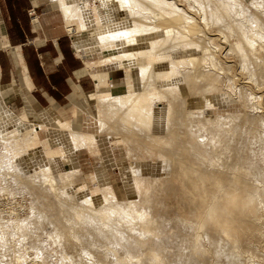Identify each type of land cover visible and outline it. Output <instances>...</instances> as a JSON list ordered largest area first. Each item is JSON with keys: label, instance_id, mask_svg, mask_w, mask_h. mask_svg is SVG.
Returning a JSON list of instances; mask_svg holds the SVG:
<instances>
[{"label": "rangeland", "instance_id": "374dc122", "mask_svg": "<svg viewBox=\"0 0 264 264\" xmlns=\"http://www.w3.org/2000/svg\"><path fill=\"white\" fill-rule=\"evenodd\" d=\"M59 1L62 10L66 5L82 7L91 31L76 33L74 26V34L67 32L72 44L78 39L94 44L88 60L95 68L119 54L121 45L101 44L93 38L98 28L114 19L108 0ZM176 1L180 13L193 19L190 35L200 37L208 50L201 48L192 57L180 58L167 45L158 55L145 49V62L160 61L150 89L146 83L152 81L137 72L139 57L131 62L118 60V68L111 65L117 71L125 69L122 73L109 66L97 68L101 76L109 75L111 86H100L98 96L119 92L121 87L122 91L141 88L149 98L135 111L141 112L138 118L143 122H135L150 132L168 120L172 124L167 127L173 126L174 139L168 137L167 129L166 136L151 137L163 147L155 150L156 156L144 158L137 151L129 156L122 135L109 129L95 139L98 148L80 146L67 122L56 126L48 118L42 126L33 125L35 118L29 111L23 113L19 101L11 104L9 92L0 88V118L17 117L12 121L16 139L12 132L0 134V264H69L72 259L74 264H113L115 258L120 264H229V257L215 251L221 236L240 253L236 264H264V232L259 230L264 228V0L254 5L240 1V7L237 0ZM143 3H120L126 9L127 23H139L138 14H148L154 23H173L184 32V18L177 24L169 15L160 19L159 13ZM86 50L84 46L82 51ZM175 84L213 105L206 108L192 96H178V91H170ZM207 90L210 93L205 95ZM87 104V109L76 104L57 111L62 112L61 120L80 118L78 131L98 133L97 108L92 101ZM120 114L125 120V113ZM215 114L227 118H214ZM174 115L186 119L192 129L193 122L201 126L198 142L170 121ZM31 139L37 140L34 149L27 145ZM146 163L150 172L144 170ZM75 170L74 181L69 183L67 173ZM36 174L39 181H31ZM44 176L54 186L43 185ZM105 185H110L109 193L117 199L139 201V205L152 206L151 211L134 221L110 215L102 206L83 208V195L98 194ZM43 214L49 221L40 220ZM73 215L91 221L77 225ZM135 222L146 236L133 231ZM122 230L135 238L132 248L115 244ZM87 243L96 244L97 251L110 250V259L99 252L93 263L84 252Z\"/></svg>", "mask_w": 264, "mask_h": 264}, {"label": "bare ground", "instance_id": "6f19581e", "mask_svg": "<svg viewBox=\"0 0 264 264\" xmlns=\"http://www.w3.org/2000/svg\"><path fill=\"white\" fill-rule=\"evenodd\" d=\"M144 2L147 9H150L153 12H157L159 14L158 17L165 18L169 15V17L172 18V22L175 21L176 24L179 23V18H184L187 21L186 26L184 27V32L179 30L177 26H175L173 23L167 24V23H154L152 21V17L148 14H138L140 18H142L141 22L139 23H127V14H125L126 9H121V4L124 3L125 5H130L135 2ZM244 1L246 3L250 2L252 5H254L257 0H237L235 3L236 6H241V2ZM132 2V3H131ZM111 13L114 17L113 20L111 19L109 22H105V24L99 29L98 28V34L95 35L93 38L94 40H97L98 42H101V44H106V42H114V46L121 45L120 48H118V53L114 56L108 57L104 60H102L99 64L100 67L102 66H109L110 70L114 69V72H119L115 70L114 68H111V65L115 64L116 68L119 66L120 59L127 58L128 60L133 61L134 58L139 57V64L137 65L136 69L138 74L142 75L146 81H152L146 83V88L150 89V87L154 84V80L156 78L154 77L155 69L158 64H160L159 60H153V61H147L145 62V49H149L150 53L160 54L163 50L161 49L165 45H167L170 49L174 50L178 57H185L186 55H189V57L193 56V53L201 48L207 49L206 45H203V40L200 37L191 36L190 32L193 31V19L187 16L186 13H180V7L176 0L170 1V0H108ZM195 3V1L193 2ZM192 3V5H193ZM105 4V3H104ZM139 6V5H138ZM152 6V7H151ZM177 6V7H176ZM76 8V9H75ZM74 9L72 7L68 8V6L63 7V13L65 14V17L67 19V22H70L71 31L72 34L74 32L72 31V26L75 24L77 26L76 33L78 31H84V32H90V28L86 25L85 19H84V13L82 11V7L80 5H77ZM124 10V11H123ZM109 12V11H108ZM178 17V18H177ZM139 18V19H140ZM110 19V18H109ZM190 20V22L188 21ZM121 22V23H120ZM105 42V43H104ZM120 42V43H119ZM170 44V45H168ZM74 48L79 52H83V48L85 46L86 49L94 46V44H90L88 42H84L81 39H78L73 43ZM186 60V58H184ZM119 60V61H118ZM183 63H186V61H182ZM87 66L89 64L87 63ZM172 66H175V62H172ZM121 67V66H120ZM122 71L120 73L123 72ZM112 71V72H113ZM155 72V73H154ZM115 74V73H113ZM92 76L99 80V83L97 86L104 87L105 89H110L111 86L109 84V75L107 74L106 77L101 76L100 74H92ZM4 87V86H3ZM118 87V86H117ZM6 88V87H5ZM158 90H160L159 87H157ZM121 91L116 93H109V92H102L101 95H97L96 92H93L92 96H90V100L94 104L96 109V123L98 124V133H90V132H81L78 131V128L80 127L79 124V118H74L71 122L66 120H61V116L57 114L52 108L47 109L46 111H41L38 108H29V114L31 117L35 118L33 125H44V122L48 120V118H51L50 123H54V125L58 126L59 122L64 121L67 122L70 126V132L73 136V140H75L77 143H80V146L89 147L92 146L94 148H98L97 143L95 142V139L101 135H104L106 131L109 129L111 132L120 133L123 137V141L126 144L127 153L129 156H132L134 151H137L138 153H142V156L146 158L148 155L153 154L154 156L158 155L155 153V150H160L163 147H160L158 144H156L152 140V136L154 134L156 135H163L166 136L165 133H167L166 129L168 130V137L171 139H174L176 136L174 135V132H171V126L170 128L167 127V125L170 124L169 120L164 124L163 127L160 126L159 129L153 130L155 132H150L143 126L136 123V119L142 123L138 116L141 115V112H135L138 107H142V102L147 101L149 98V95L147 92L143 89H137L134 91H125L124 88L122 91V87L120 89ZM178 91V96L181 93H184L188 96H192L195 101H198L200 105H203L204 107L212 106L213 103H210L208 100L204 101L203 96H198L196 93H193L192 91H189L187 88H182L181 84H175L173 88L170 89V91L175 92ZM99 92V91H98ZM207 93H210L209 90L205 91V95ZM156 93V92H155ZM176 93V92H175ZM246 94H249L245 92ZM204 94V93H203ZM88 99V98H87ZM85 103V102H83ZM86 105V104H85ZM84 107V106H83ZM127 109H130V111L126 112ZM94 110V109H93ZM54 111V112H53ZM5 112V110H4ZM95 112V111H94ZM125 113V120L121 118L120 113ZM215 112V111H214ZM222 113V112H221ZM144 116V114H143ZM8 119L0 118V134L6 135V133L12 132V137L15 138L16 132L13 126V122L15 116L8 117ZM214 118L222 119L227 118L226 115L223 114H215ZM158 122H160V118H154ZM119 120V121H118ZM131 120V125L126 124L128 121ZM170 121L172 123H175L176 126L181 128L182 130L185 129L186 132H190L194 139L197 140L199 137H201L202 134V128L201 126L193 122V129L190 128L187 125V120L184 118L176 117L175 115L170 118ZM21 119H19L18 123H21ZM126 122V123H125ZM22 124V123H21ZM34 127V126H33ZM36 127V126H35ZM184 128V129H183ZM35 131V129H34ZM9 136V135H8ZM8 136L7 137L9 139ZM33 137V136H32ZM35 137V136H34ZM36 139V138H35ZM38 139V138H37ZM121 139V138H120ZM122 140V139H121ZM37 141V140H36ZM36 141L34 139H31V142L28 145L30 149H34L36 146ZM173 143H176L175 140H173ZM196 146H199L197 142ZM78 145V144H77ZM175 149H172L171 152H173ZM98 151V150H97ZM147 154V156H146ZM162 161L165 160L164 158H159ZM144 170L150 172V163L144 164ZM47 167V166H46ZM149 168V169H147ZM78 170H75L73 172L67 173V178L69 183L74 181L73 173H75ZM157 180V178H155ZM31 181L37 182L39 181L38 175H34L30 178ZM172 180L170 181V183ZM43 185H50L54 186L53 183H50V180L48 177L44 176L42 180ZM67 184V183H66ZM56 187V186H55ZM110 185L103 186L100 189V192L95 195L91 196H84L81 199V205L83 208L88 207H94L97 208L99 206H102L105 208L106 213H110V215L117 214L122 216H128L129 218H137L138 220H141L142 217L147 213L150 212L152 209V206L146 207L139 205V201H131V202H124L119 199H117L116 195L113 193V195H110L109 193ZM78 195V194H76ZM75 195V196H76ZM131 197V196H130ZM129 197V198H130ZM77 198V197H76ZM132 198V197H131ZM96 201H98L96 203ZM96 204V206H95ZM74 216V215H73ZM79 216V215H78ZM77 215L74 216L76 220V224H82L85 221H91L90 219H82L78 217ZM42 222L49 221L46 215H40L39 216ZM16 218V217H15ZM121 218V217H120ZM108 219H110V216H108ZM126 219V218H124ZM121 218V220H124ZM79 221V222H78ZM135 221V219H134ZM128 220H126V223ZM103 224V223H102ZM47 225V224H46ZM121 226L125 227V224L122 222L120 223ZM138 223H134L133 231L135 233L146 236V232L143 230L137 229ZM261 232H264V228H259ZM78 234V233H77ZM120 238L118 241H116L115 244L123 243L128 249L132 248L135 238L124 232L123 230L118 234ZM132 241V242H131ZM107 243V241H103ZM219 244H215V251L219 256H227L229 257L228 261L229 264H236L240 257V253L234 252L232 250V244L228 241L224 240L223 237H220ZM99 247L96 244L93 243H87L84 247V252L87 253L92 259V262L94 263L93 257H97L99 252L104 253V257L108 260L110 259L111 253L110 250H103L97 251ZM113 252V251H111ZM261 253V252H260ZM263 254V253H262ZM114 255V253H113ZM252 257H249L252 262ZM69 264H74V260H69ZM110 261V260H109ZM114 263L113 264H120L117 259L111 260ZM241 261V259H240ZM92 264V263H91ZM95 264V263H94ZM135 264H139L136 262Z\"/></svg>", "mask_w": 264, "mask_h": 264}, {"label": "crops", "instance_id": "0c3cea01", "mask_svg": "<svg viewBox=\"0 0 264 264\" xmlns=\"http://www.w3.org/2000/svg\"><path fill=\"white\" fill-rule=\"evenodd\" d=\"M67 30L59 0H0V88L23 113L52 108L61 116L59 109L76 104L87 109L89 94L100 88L91 48L80 54Z\"/></svg>", "mask_w": 264, "mask_h": 264}]
</instances>
